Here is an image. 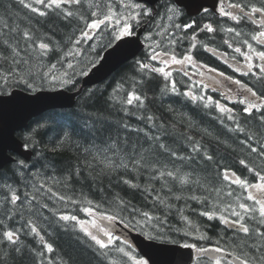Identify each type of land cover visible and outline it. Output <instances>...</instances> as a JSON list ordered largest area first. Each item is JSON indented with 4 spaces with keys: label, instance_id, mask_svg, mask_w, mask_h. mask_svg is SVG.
I'll use <instances>...</instances> for the list:
<instances>
[{
    "label": "trees",
    "instance_id": "obj_1",
    "mask_svg": "<svg viewBox=\"0 0 264 264\" xmlns=\"http://www.w3.org/2000/svg\"><path fill=\"white\" fill-rule=\"evenodd\" d=\"M26 2L31 3L33 0H26ZM83 5H88L86 0H81L80 5L68 4L65 10L73 11L78 15L84 14L86 17L90 10L81 7ZM48 11L47 16L41 17L23 8L18 0H0V27L6 21L13 27L19 25L21 30H30L39 36L46 34L57 47L49 53L48 57L43 58V63L45 65L56 64L60 71L67 70L71 75L72 70L67 69L69 61H67L66 53L74 47V44L69 43V38L74 41L79 37L85 24L78 19V15L65 20L63 16L51 10ZM229 26L232 25L228 23L227 28ZM150 28L149 25L148 30ZM5 32H7L6 29ZM219 35L221 38L219 44L216 42L213 44L212 40H208V44L216 50L221 48L227 51L223 43L225 40L231 41V34L226 32L225 35L221 36L220 33ZM6 38V35L0 34V52L6 47L2 43V40ZM16 38L20 40L23 50V39L19 36ZM44 42L50 41L45 39ZM92 43L93 40L78 45L86 63L76 71L77 75L72 76L75 83L65 84L70 90L79 89L81 79L78 73L90 60H97L109 45L108 43L104 47L95 49ZM257 45L258 51L264 50L263 46L258 43ZM243 50L246 48L243 47ZM4 54L8 53L4 52ZM148 55L147 50L142 51L138 58L123 65L106 82L91 88H84L74 107L49 110L34 118L26 129L19 132V137L34 150V157L30 161L18 157L17 161L23 160L29 166L37 161L39 163H36L35 168L29 167L27 170H22L16 162H13L0 170V174L3 175L0 185L5 186L0 190V200L4 199L5 195H10L7 185H11L13 189L17 190L21 200L25 195L30 198L35 194L38 202L33 201L32 205H28V202L25 201L20 214L13 216L11 220L0 210V222L3 224L0 227V233L6 228L20 229L26 220L32 219L40 234L44 236L45 242L53 245L54 252H46L38 235H24V232H21L19 246L22 248V254L13 253L11 245L0 248V261L3 264H40L41 259L44 260V264H48V258H51L54 264H115L113 260L118 257L114 252H110L107 257L101 256L95 246H89L81 232L74 229L72 224L60 220L59 215L74 213L82 217L84 215L82 209L89 204L106 209L110 215L118 214L119 210L114 202V198L117 196L142 211H148L160 217L161 224H156L153 221V226L149 227L145 226L140 216L135 218L141 221L136 224L137 226L154 236L159 235L163 239L181 244H197L200 247L212 245L215 240L220 241L222 247H226L228 244L237 246V240L238 244L243 243V237L228 233L232 231L216 220L209 221L206 217L201 216L200 213L208 208L189 199V196L192 194L208 196L209 207L214 203L219 209L228 203L235 205L236 196L245 195L242 189L232 185L231 190L235 195L228 197L226 194L230 187L218 173L223 168H230L243 179L255 182L253 173L248 172L238 163L240 159H244L249 167L264 172V155L260 154V149L264 147V120L261 119V113L254 111L250 116L245 115L242 112L243 106L234 103L237 100L225 99L227 95L218 90H203L199 86L190 87V89L186 86L177 87L181 93L186 90L194 91L197 96L205 98L212 96L216 101L219 99L221 103L235 108L236 120L239 126L245 129L247 135L232 130L236 128V124L227 120L224 114L219 113L212 106L215 101L210 103L205 99L202 102L193 103L185 96L177 98L171 93L165 92L163 89L167 82L164 81L162 75L154 74L150 70H141L136 65V61L140 60L154 67L147 58ZM197 55L200 61L208 65L218 68L225 67L217 57L208 51L204 54L200 51ZM226 73L239 78L243 75L228 67ZM56 75L60 76V73H56ZM244 77L250 87L257 91L258 96L264 94V80H259L257 76L251 74L244 75ZM54 84L59 86L61 82L60 80L51 81L50 78L42 83L38 80L37 88H48ZM17 88L25 90L22 84ZM9 90L11 91V89ZM133 91L140 93L142 98L147 97L143 107H137L135 101L131 106L121 103L126 98V94ZM113 96H117L119 99L112 100ZM172 101H175L173 107L176 111L173 115L165 116L166 132L161 131L158 127L153 128L147 117L154 116L155 123L159 124L161 113L158 109H161L162 106L167 107ZM204 104H209V107L205 108ZM220 118H223V123ZM38 123L46 124L47 127L38 129L37 133L29 138V132L36 129ZM125 125L128 127L126 128ZM134 129H139V131H132ZM63 132H67L70 139L65 138L62 146L53 151L57 137ZM145 134L162 137L167 135L169 138L162 142L176 150L178 156L184 157L191 153V145L187 137H192L194 141L199 142L208 154L213 155V161L205 162L197 156L195 162L180 159L171 161L161 158V163L167 164L166 170L179 169L177 176L192 173L193 179L199 178L201 184L206 185L209 190H215L211 191L210 195L203 189L195 192L189 191L190 185H182L179 179L173 180L172 178H166L167 183L162 187L165 181H152L150 176L154 173L151 170L128 172L124 168H104L101 161H104L105 157L111 159L113 164H118L121 161L127 162L125 151L115 153L112 150L104 151L116 141H119L122 147L125 138L132 144L139 142V145L143 146L140 154L144 155L143 150L149 147L145 143ZM248 136H251L252 139L247 140ZM246 140L247 143H244ZM154 144L155 142H153V147ZM248 144L256 148L257 152H251ZM191 154L195 156V153ZM146 158L151 160L150 156ZM41 164H44L45 167L41 168ZM194 169L195 171H193ZM122 180H131L140 185V188H130L122 183ZM150 188L156 190L151 195L144 191ZM169 188L172 189V192L168 191ZM37 189H39L38 193ZM48 189H51V193L48 192ZM157 193L162 198H167L166 203L172 205L170 209L163 205L159 206V211L153 208L155 202L152 197ZM59 196H63L64 201H60ZM176 196L181 199L177 200ZM43 204H47L48 207L42 208ZM77 211H80L81 214ZM119 216L124 222L129 223L128 212L119 214ZM165 216H167L166 222L164 221ZM182 216L188 217L192 223L188 224L181 218ZM205 232L211 240L200 242V240L191 237H200L199 233ZM252 242L248 241L249 244ZM41 251L45 252L43 258L39 256ZM5 253L8 255L5 256Z\"/></svg>",
    "mask_w": 264,
    "mask_h": 264
},
{
    "label": "snow or ice",
    "instance_id": "obj_2",
    "mask_svg": "<svg viewBox=\"0 0 264 264\" xmlns=\"http://www.w3.org/2000/svg\"><path fill=\"white\" fill-rule=\"evenodd\" d=\"M18 2L23 8L28 9L41 17L47 16L49 14L48 10H51L52 12L63 16L65 20L78 15L73 11L65 10L66 6L68 4H81V0H33L31 3L26 2V0H18ZM179 2L180 0H166V2L161 5V7L164 8V16L161 19H166L168 24L166 26L157 25L158 28H161V31H158L156 35L161 37L167 35L169 37V45H173L178 42L176 39L172 38L174 33L170 32L169 29L187 30L197 27V21L195 20L185 24L175 22L177 18H182L183 14V10L178 6ZM221 5H223V0H221ZM187 7H191L197 13L202 11L205 16L210 14V10L208 8L203 7L202 4L196 3L195 0H193L191 5H187ZM88 8L90 10V19H88L85 24L84 30L80 32L79 37H77L74 41L69 38V43L80 45L87 40L93 39L94 34H102L108 38L109 45H111L113 41H124L131 46L135 43V41L125 40V38L136 36L137 27L141 28L143 31L145 28H148L149 25H154L157 17L160 16L157 9L148 6V0H95L94 3L88 4ZM245 8L249 10L245 11ZM219 14L223 17L230 18L237 24L243 20H248L251 24L258 25L261 30L256 32L255 35H252L251 40L256 41L261 46H264V2H262L259 7L255 4H229L228 10H225V7L221 6L219 7ZM78 19L84 20L85 15L79 14ZM5 29L7 32H5ZM202 31L212 33L215 29L211 23H205L203 24ZM226 31L228 33H234L237 38L242 36V33L231 27L226 29ZM0 34L7 36L6 39L2 40L3 45L6 47L2 52H0V149H2L20 146L16 145L13 140L12 132L14 129L8 119L9 113L14 110H22L40 100V97L35 95L21 96L16 92V88L22 84L26 92L35 93L38 91L37 81L39 80L42 83L49 78L51 81L60 80L62 84L70 85L74 83L72 76L77 75V73L75 71V66L69 62L67 63V69L72 70L71 75L67 70H65L63 78H61L58 77L54 71L56 69V64L45 65L43 63V58L48 57L49 53L54 51L57 47L55 43L51 42V38L47 37L46 34L45 36H39L30 30H21L19 25L13 27L6 21L3 23V26L0 27ZM152 35V32L149 31L145 36V39L152 41ZM17 36L24 41L23 50L21 48L20 40L16 38ZM45 39H48L50 42H44ZM193 39H195V35L193 36ZM224 43L227 44L228 47H232V44L227 40H225ZM242 43L249 50L248 52L242 53L247 61V71L242 74L245 76L251 74L257 76L259 80H264V63L259 65L254 63V57L258 58L259 61L264 62V50L258 51L248 39H244ZM148 47L151 54L148 55L147 58L150 61L158 62L160 66L153 67L150 64L137 60L136 65L141 70H150L154 74L162 75L164 80L168 81V83L164 85L163 90L171 93L177 98L185 96L193 103L205 100L204 96H197L190 90H186L182 93L179 92L176 86L177 82L173 78L172 69L175 66L179 65L180 68L183 69L185 63H187L190 67H195V64H193L194 57L191 54L185 53L181 57H178L174 52H169L166 49L157 51V48L161 47V43L157 41L149 43ZM191 47L194 49L196 44L193 43ZM204 47L207 48V45H204ZM208 50L212 51V49ZM234 51L236 53H241L242 49L237 46ZM4 52H7L8 54L5 55ZM66 55L71 56L73 53L69 52L66 53ZM232 59L235 60V57L233 56ZM225 63H227V61H225ZM257 67L259 70L258 73L253 72V68ZM212 71H216V69H212ZM236 71L239 72L240 69L237 68ZM78 74L85 75L86 73L81 70ZM182 74L184 77H187L189 72L185 70ZM220 75L224 76L225 74L221 72ZM227 79L232 80V77H227ZM214 82L216 84L220 83V81L215 80ZM233 82L244 90L243 93H237V95L242 96V98L238 99L234 103H238L243 106L242 112L245 115L250 116L254 111L260 112L261 119L264 120V94L258 96L257 91H255L253 87L244 84L241 80L237 79ZM169 84L171 87H169ZM202 87L207 88L208 85L202 83ZM9 89H11V91ZM228 93H232L231 88L228 89ZM228 98V96H225V99ZM111 99L118 100L119 98L117 96H113ZM146 99L147 97L142 98L140 93L133 91L128 92L126 94V98L121 101V103L131 106L135 101L137 107H143ZM207 100L211 103L213 98L207 97ZM174 103L175 101H172L167 107L162 106L161 109H158L161 113L159 124L155 123L154 116L149 115L147 117V120L152 123L153 128L158 127L161 131L166 132L165 116L175 114L176 110L173 107ZM212 106L217 109L219 113L224 114L227 120L236 124V128L232 130L247 135L245 133V129L240 127L236 120L235 108L229 107L226 104L221 103L219 100L215 101ZM204 107H209V104H204ZM125 111H127V109H125ZM220 119L221 123H223V118ZM46 127V124L38 123L36 129H32L29 132V138H31L33 134H36L38 129ZM125 127L127 128L128 126L125 125ZM132 131H139V129H134ZM65 138L70 139L67 132H63L57 137L53 151L62 146ZM168 138L169 137L167 135L162 137L159 135L149 136L145 134V143L148 144L149 147L143 150L145 153L144 155L140 154L143 146L139 145V142L132 144L127 140V138H125L122 147L119 141L113 142L109 145V148L104 151L112 150L114 153L125 151L127 153V162L121 161L118 164H113L111 159L105 157V160L101 161V163L104 165V168H124L128 172L151 170V172L154 173L150 176L152 181H165V184H162V187H164L167 183L166 178H172L173 180L179 179V182L182 185L191 186L189 191L195 192L203 189L208 191L210 195L211 191H214L215 189L209 190L206 185L201 184L199 178L193 179L192 173H184L181 176H177L179 169H176L175 171L166 170L167 164H162L161 158L171 161L180 159L195 162L196 157L199 156L205 162H210L214 159L213 155L208 154L207 150H205L199 142L194 141L192 137H187L189 144L191 145V153H195V156L191 153L187 157L178 156L176 150L171 149L167 143L162 142V140H167ZM251 139V136L247 137V140ZM247 140L244 143H247ZM153 142H155L154 147ZM22 146L24 148H28L29 145L25 143ZM248 147L251 152H257V149L251 147L250 144H248ZM260 154L264 155V147L260 149ZM147 156L151 157L150 161L146 158ZM16 163L20 169L27 170L29 167L35 168L36 163H39V161L34 162L31 166L26 164L23 160L16 161ZM238 163L248 172L253 173L255 182L243 179L230 168H223L222 171L218 173L222 180L227 182L230 187V190L226 194L228 197H233L235 195L234 191L231 190L232 185H235L236 188L242 189L245 193L243 196H236L235 205L233 203H228L224 207L217 209L216 204L214 203L209 207L208 196L202 197L192 194L189 196V199L197 201L199 204L208 208V210L200 213V215L206 217L207 220H216L218 223L225 225L228 229H234L237 234H243V243L238 246L240 249L239 254L234 253L232 258L229 259L224 255L225 249L219 246L209 245L208 247H200L197 244H184V248L196 250L198 258L196 264H264V230H262L264 229V172L257 171L252 167H249L244 159H240ZM40 166L41 168L45 167L44 164H41ZM193 171H195V169ZM2 179L3 175L0 174V180ZM69 179H71V177H69ZM122 183L128 185L130 188H140V185L133 183L131 180H122ZM4 187V185H0V190ZM7 190L10 195H5L4 199L0 200V210L4 212L9 220H11L13 216L20 214L25 201L28 202V205H32L33 201H37V195L35 194L30 198L28 195H25L24 199L21 200V196L17 193V190L11 187V185H7ZM144 191L151 195V193L156 190L155 188H150L145 189ZM168 191L172 192V189L169 188ZM38 192L39 189H37V193ZM48 192L51 193V189H48ZM175 198L177 200L181 199L179 196H176ZM58 199L60 201H64L65 198L63 196H59ZM152 199L155 202L153 204V208H156L158 211L160 210V205L169 209L172 207V205L166 203L167 198H162L159 193L153 196ZM241 200L244 202H240ZM248 201H251L252 203L249 204ZM114 202L119 210L118 214L105 215L93 219L90 222L89 227H85V221L79 220L76 215L60 214L59 219L63 221H77L79 223L80 230L86 238V242L89 243V246H95L96 251L104 257H107L110 254L111 246L115 242L119 241V237L114 235L111 231L112 222L117 219H120L121 223L124 222L123 219L120 218L119 214L128 212L130 218L129 224H132L133 222L139 224L141 222L135 219L136 216H140L142 218L146 227L153 226V221H155L156 224L162 223L159 216H155L148 211H142L135 205L130 204L128 201H125L118 196L114 198ZM41 207L46 209L48 205L43 204ZM83 211L90 214L93 212L91 208H85ZM181 218L187 221L188 224L192 223L186 216H182ZM103 220L109 221V224L106 227L101 226ZM166 220L167 216L164 217L165 222ZM2 226L3 224L0 222V227ZM25 229H27V231H24ZM21 232H24V235H38L40 237L41 244L46 249V252H54L53 245L45 242L44 236L40 234V231L32 219L26 220L25 224L22 225L20 229L6 228L2 233H0V248L5 247L6 245H11V251L13 253L22 254V248L19 246ZM146 235L150 240L162 238L159 235L152 236L151 233H146ZM200 239L208 238L202 235L200 236ZM249 240L253 242L249 244ZM127 243L128 241L124 240V244ZM118 251L120 253H124V248H119ZM33 252H35L34 249ZM4 255L7 256L8 253H5ZM39 256L41 258L45 257V252L41 251ZM0 264H3V262L0 261ZM40 264H44L43 259H41ZM48 264H54L51 258H48ZM137 264H156V262L149 256L147 259H140ZM185 264H193L191 256H189V260L185 262Z\"/></svg>",
    "mask_w": 264,
    "mask_h": 264
},
{
    "label": "water",
    "instance_id": "obj_3",
    "mask_svg": "<svg viewBox=\"0 0 264 264\" xmlns=\"http://www.w3.org/2000/svg\"><path fill=\"white\" fill-rule=\"evenodd\" d=\"M156 1L157 0H148V3L154 4ZM179 3L187 7V5L193 3V0H180ZM187 10L197 13L191 7H187ZM142 33L143 31L140 28L136 36L125 38V40L135 41L131 46L124 41H117L113 46L107 49L104 57L91 69L89 74L83 78V85L100 83L107 76L111 75L115 69L122 65L123 61L136 56L143 48V43L141 41ZM16 92L21 96L35 95L40 97V100L22 110H14L9 113L8 119L14 129L12 137L15 144L20 146L0 149V169L14 160V158L9 155L10 151L18 153L26 159H31L32 157V152L25 150L22 146V141L16 137V131L18 129L23 128L32 118L42 114L48 109L56 108L59 105L72 106L75 104L76 96L78 95L77 93H72L64 88L54 91L46 89L38 90L35 93H28L25 90H16ZM130 236L135 242L137 248L147 258L149 256L152 257V260L155 261L156 264H169V262L170 264H185V262L189 260V256L192 257L193 261L194 257L191 248H184L179 244L158 243L147 240L137 233H131Z\"/></svg>",
    "mask_w": 264,
    "mask_h": 264
},
{
    "label": "bare ground",
    "instance_id": "obj_4",
    "mask_svg": "<svg viewBox=\"0 0 264 264\" xmlns=\"http://www.w3.org/2000/svg\"><path fill=\"white\" fill-rule=\"evenodd\" d=\"M195 1H196V0H195ZM260 1H261V0H260ZM71 5H72V4H71ZM260 5H261V3H260ZM157 10H158V9H157ZM159 13H160V15H161L163 12L160 11ZM185 23H188V21H186V18H184V19L181 20V24H185ZM228 23L231 24V21L229 22L228 19L225 20V21H223L222 23H211L212 26H213V28L215 29V31L212 32V33H208L207 31H202L203 24H197V27H195V28H191V29L184 30V31H183V34H186V35L188 34V37H190L191 34H193V33L197 34V41L199 42V43H198L199 45H198V47L196 48V53H199L200 51H202L203 54L206 53L207 51L210 52V53H212V51H214V50H216V49H214L212 46H209V44H208V40H212V41H213V44H215V42H216V44H219L220 41H221V38H219V36H220L219 33L221 34V36H222V35H225L226 31H224V29L227 28V24H228ZM231 25H233V24H231ZM221 29H223V30H221ZM229 34H230V33H229ZM229 43L232 44V47H228L227 44L223 43V46H224L225 48H227V51H224V52H226V53H230V52H232V51L234 50V48L237 47V46L241 47V46L236 42L235 37L232 36V35H231V41H229ZM204 45H207V48H205ZM253 45H254V43H253ZM75 46H76V45L74 44V47H75ZM111 46H112V43H111V45L106 46V48H105L104 51L102 52L101 56H100L97 60H101V59L104 57V54L106 53V50L109 49ZM223 46H222V47H223ZM263 48H264V46H263ZM208 49H212V51H209ZM262 50H263V49H262ZM141 53H142V52H141ZM141 53L137 54L136 56H134V57H132V58H129V59L123 61V64L120 65L117 69H115L113 73L117 72V71H118L123 65L129 63L130 61H132V60H134V59H136V58H138V57L140 56ZM212 54H213V53H212ZM213 55H214V54H213ZM214 56H215V55H214ZM215 57H216V56H215ZM218 59H219V58H218ZM219 61H220L221 63L224 64V66H225L224 68H222V67H219V68H218V67L211 66V65H208L207 63H205V62H203V61H200V64L203 65V66L210 67L211 69H216V71H211V72H213L214 74H219V75H220L221 72H223L224 74H227V73H226V69H227L226 63H225L224 61H222L221 59H219ZM220 68H221V69H220ZM255 71H258V70L255 69ZM216 76H217V75H216ZM110 77H111V75L107 76V77H106L104 80H102L99 84H102V83L106 82ZM218 77H220V76H218ZM252 80H253V79H252ZM74 83H75V82H74ZM99 84H98V85H99ZM253 84H255V83H253ZM257 84H258V82H257ZM94 86H96V85H83V82L81 81V85H80V87H79L78 90H70V89H67V90H69V91L72 92V93H77L78 96H79V95L82 93V91H83L84 88H87V87L91 88V87H94ZM67 88H68V87H67ZM16 90H24V89L16 88ZM78 96H77V98H78ZM217 100H219V99H217ZM212 101H216L215 98H213ZM219 101H220V100H219ZM76 102H77V100H76ZM76 102H75V104H73L72 106H63V105H59V106L56 107V108H51V109L46 110V112L49 111V110H53V109H68V108H72V107H74V106L76 105ZM30 122H31V121H29V122L27 123L26 126H24V127L21 128V129H18V130L16 131V137H17L19 140H22V139L19 137V132H21L22 130L26 129V128L29 126ZM26 150L31 151V152H32V157H34V150H33L31 147L26 148ZM32 157H31V159H32ZM17 158H18V157H15L14 160H13V162H16V161L18 160ZM31 159H30V160H31ZM30 160L27 159V161H30ZM9 163L12 164V162H9ZM8 165H9V164H8ZM97 210L100 211L99 209H97Z\"/></svg>",
    "mask_w": 264,
    "mask_h": 264
},
{
    "label": "rangeland",
    "instance_id": "obj_5",
    "mask_svg": "<svg viewBox=\"0 0 264 264\" xmlns=\"http://www.w3.org/2000/svg\"><path fill=\"white\" fill-rule=\"evenodd\" d=\"M82 1H85V0H82ZM87 1V3L89 4V3H94L95 2V0H86ZM81 7H85V8H87L88 10H89V8H88V5H83V6H81ZM164 16V12L159 16V17H157V19H156V22H155V24L154 25H150L151 26V28H150V30L149 31H151L152 32V34L153 35H155L156 37H158V35H156V33L158 32V27H157V25H159V24H162L163 22H164V20L166 21V19H161L162 17ZM166 23L168 24V21H166ZM184 31V30H183ZM195 35V39H193V36ZM181 37H183V38H181ZM187 37H188V34L186 35V34H183V32L181 33V35H180V39H181V41H182V43L183 44H185L186 43V41H187ZM189 39H192V40H194V41H197V34H195V33H193V34H191V36L190 37H188ZM92 41V40H91ZM198 42V41H197ZM109 43V40H108V38L106 37V36H103L102 34H94V36H93V43H92V45H93V48H100V47H104V46H106L107 44ZM199 43V42H198ZM69 52H72L73 53V55H71V56H68V55H66V58H67V61H69L70 63H72L74 66H75V71H78L79 69H81V67L86 63V59H85V57H84V55H83V52H81L80 51V48L78 47V45H76L75 47H72L67 53H69ZM193 69H194V74H195V76H194V80H197V81H195V82H201V81H203V82H207V81H209V79H210V77H213V78H219L218 76H216L215 74H213V73H203V72H201V71H198L197 70V68H195V67H193ZM258 70V69H257ZM55 71V73H60V76H58V77H61V78H63V73H64V71H60V68H57L56 67V69L54 70ZM61 82V81H60ZM61 85H65V84H62L61 83ZM67 87V86H66ZM243 89L242 88H239V89H237V90H235V91H232V93L231 94H229L228 93V91H227V93H226V95H229V96H233V97H236L237 99H240V98H242V96H238L237 95V93H243ZM257 102H259V101H257ZM92 210H93V213L95 214V217H94V219H96V218H99V217H101V216H103L102 214L101 215H98L97 216V213L96 212H101V210L100 211H96V209L95 208H92V207H90ZM83 210V209H82ZM77 212H80V211H77ZM85 211H83L82 213H84ZM80 214H81V212H80ZM104 221V220H103ZM102 221V223H101V226L102 227H106V226H104L103 224L104 223H107L108 221L107 220H105L104 222ZM195 226V225H194ZM197 227V226H196ZM198 228V227H197ZM140 259H138L137 261H136V263L139 261Z\"/></svg>",
    "mask_w": 264,
    "mask_h": 264
},
{
    "label": "flooded vegetation",
    "instance_id": "obj_6",
    "mask_svg": "<svg viewBox=\"0 0 264 264\" xmlns=\"http://www.w3.org/2000/svg\"><path fill=\"white\" fill-rule=\"evenodd\" d=\"M166 2V0H161L159 2V7L157 6L156 9H158V12H164V8L161 7V5H163ZM264 2V0H223V5H221V0H217L216 5H214L215 3L213 2L212 4L215 6V10H212L213 7H205L208 8L210 10V14L208 16H205L203 14V12L201 11L200 13H198L197 15H189L186 13L185 8L178 5L182 10H183V14H182V18H177L176 19V23H181V20L186 18V21L191 22L193 20L197 21V24H205V23H222L225 20H229V22L231 21V24H235L239 26V31L240 33H242L243 30L247 31L248 34V30L251 31V35H255L258 29V25L254 24V28H253V24H251V22H249L248 20H243L241 21L239 24H237L235 21H232L230 18L228 17H223L219 14V7L223 6L225 7V10H228V5L229 4H234V3H240V4H255L257 7L260 6V3ZM245 11H248L249 9L245 8ZM167 21V20H166ZM166 21L164 20V22L166 23ZM167 24V23H166ZM244 24H248L251 25L250 27L248 25L243 26ZM227 28L224 29V31H226ZM227 32V31H226ZM223 57H225L224 55H221ZM213 73V72H211ZM214 74V73H213ZM217 76H220L219 74H215Z\"/></svg>",
    "mask_w": 264,
    "mask_h": 264
}]
</instances>
